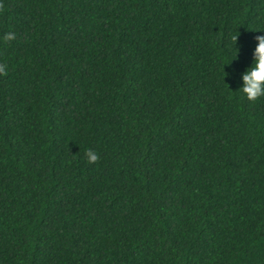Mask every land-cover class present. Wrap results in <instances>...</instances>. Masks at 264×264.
<instances>
[{
	"label": "trees",
	"instance_id": "trees-1",
	"mask_svg": "<svg viewBox=\"0 0 264 264\" xmlns=\"http://www.w3.org/2000/svg\"><path fill=\"white\" fill-rule=\"evenodd\" d=\"M8 31L0 264H264V0H0Z\"/></svg>",
	"mask_w": 264,
	"mask_h": 264
},
{
	"label": "clouds",
	"instance_id": "clouds-1",
	"mask_svg": "<svg viewBox=\"0 0 264 264\" xmlns=\"http://www.w3.org/2000/svg\"><path fill=\"white\" fill-rule=\"evenodd\" d=\"M15 38L16 34L12 31L5 32L0 36V40L4 42L14 40ZM254 38L256 44L252 51V61L241 72V83L236 90L249 101H255L260 97H264V34L256 35ZM7 71V63L0 62V76L5 75ZM84 154L89 164H94L99 159L97 152L93 149H86Z\"/></svg>",
	"mask_w": 264,
	"mask_h": 264
}]
</instances>
